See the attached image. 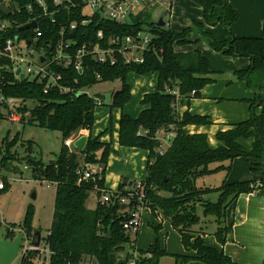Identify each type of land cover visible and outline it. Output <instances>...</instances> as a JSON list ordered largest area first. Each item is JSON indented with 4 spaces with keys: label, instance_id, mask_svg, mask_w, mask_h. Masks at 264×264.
<instances>
[{
    "label": "trees",
    "instance_id": "obj_1",
    "mask_svg": "<svg viewBox=\"0 0 264 264\" xmlns=\"http://www.w3.org/2000/svg\"><path fill=\"white\" fill-rule=\"evenodd\" d=\"M192 2L201 8L205 25L221 24L224 27L226 38L223 41L203 32L204 24L200 22H193L191 27L180 33L173 32L166 26L158 27L156 23H147L151 39L148 50L143 52L142 63H125L117 56L115 65L110 66L85 56L82 73L72 65L63 67L52 64L50 69L60 74L61 85L69 88L65 93L52 89L44 94L42 84L37 81L21 82L14 77L11 70H0V87L3 94L32 104V109L28 111V124L46 131L58 132L61 136V147L56 158L46 165L31 156L34 144L31 140H22L21 132L11 137L10 131H7L4 137L0 138V171L9 166L13 170L12 164L20 161L16 150L19 144L24 149L23 159L33 176L55 186L52 222L45 239L49 264H79L84 257L94 258L98 264H112L111 254L125 249L127 245L134 248L135 240L130 239V233L123 229V223L128 220L129 213L122 210V198L129 200V209L141 204L155 218L162 217L167 220L180 235L184 249L195 252L192 257L194 260L203 264H237L222 251L206 246L201 237L203 234L191 230V227L197 222L195 207L199 203L205 215L216 218L218 227L213 235L217 242L223 245L228 232V227L223 224L225 212L240 195L253 192L252 182L223 183L217 188L198 187L196 182L199 178L219 170L229 172L230 164L237 157L251 160V171L261 175L259 172L264 166V105L261 100V94H264V25L260 37H238L231 31L238 14L226 0ZM141 19L137 17L134 24L125 25L95 19L85 29L75 31V39L78 42L73 45L72 50L78 49L83 42L104 46L110 37L135 35L143 29L141 23L145 24L148 16L144 17V21ZM58 22H61V19ZM60 27V24H47L42 29L45 30L46 38L50 36L55 40ZM195 30L202 37L210 39L212 50L232 57L249 59V67L240 71L238 78L245 80L256 94L255 100L250 103L251 117L246 121L229 124L228 129L219 131L216 140L221 146L216 149L209 146L206 134H189L185 130L190 125L209 126L212 124L210 118L188 111L179 116L175 109L178 99L201 98L202 89L213 82L209 78V61L199 50H175L176 47L196 43L197 41L190 43L187 39ZM98 31L103 32L102 40L96 37ZM4 65L11 67L7 59H0V67ZM130 73L157 75V91L143 96L139 115L131 118L121 112L119 118L118 144L124 148L140 149L148 154L146 179L139 181L142 185L141 201L138 195L130 196V193H134L136 183L123 179L112 194L104 188L108 158L113 149L110 143L101 142L100 136L92 137L95 108L102 104H98L97 100L84 91L99 82L120 81L121 87L113 94L111 108L116 107L122 111L131 97L126 81ZM173 91H176L177 95L173 94ZM256 108H260L258 115L254 114ZM17 111L19 115L24 112L20 108ZM4 119V110L0 105V127ZM81 130L87 131L88 135L83 151L78 153L64 143L76 140ZM170 133L174 136L160 153L162 142L157 136ZM249 139L252 143L250 149H247L242 143ZM214 163L221 165L210 170L209 165ZM92 165L101 169L94 174L95 180H82L77 171ZM36 173H39V176ZM0 181L3 182L0 193H4L10 184L1 178V175ZM132 185L131 191L125 190ZM101 189L109 194V201L106 203L101 202ZM90 190H94L98 198L94 210L87 209L85 204ZM161 193L167 196H162ZM213 193L218 194L217 201H205V198ZM30 220V213H27L22 226L18 227L26 234L27 239L35 233H32L30 228ZM5 238L12 240L14 234L7 231ZM137 252L138 259L135 264H159L160 259L168 255L160 247L158 240L146 251ZM38 253L39 251H27L21 257V264L30 263V258ZM184 260L187 258L184 257Z\"/></svg>",
    "mask_w": 264,
    "mask_h": 264
},
{
    "label": "rangeland",
    "instance_id": "obj_2",
    "mask_svg": "<svg viewBox=\"0 0 264 264\" xmlns=\"http://www.w3.org/2000/svg\"><path fill=\"white\" fill-rule=\"evenodd\" d=\"M172 11L168 24V29L173 32L180 33L182 30L191 27L193 22H200L204 24L203 32L213 35L217 40L223 41L226 38L225 29L221 24L216 26L205 25L202 18V11L192 0H171ZM227 2V1H226ZM228 3V2H227ZM146 19L145 24H149L157 19ZM262 31L260 30L261 36ZM190 43L197 41L194 44L184 45L178 47L180 51L186 50H199L200 53L209 61L210 74L209 78L213 80L210 84L206 85L201 93L205 99L202 104H190L189 113L207 116L213 122H222L227 124H236L246 121L251 117L252 110L250 103L255 100L256 96L254 91L246 84L245 80L238 78L240 71L246 70L249 65V59L241 57H232L216 52L210 47V39L202 37L198 31L189 34L187 38ZM141 80L142 83H141ZM127 84L130 88L131 97L125 104L122 112L131 118H136L139 115L140 98L145 93L148 94L146 89L151 87L150 92L157 91V76L153 73L145 75H137L134 73L128 74L126 78ZM120 81L99 82L90 88L84 89L85 93L90 97L102 103L101 106H96L95 110V126L92 129V136H109L111 139V147L113 148L118 140H115L117 135V115L120 109L111 108L113 102V94L118 92ZM261 100L264 105V94H261ZM177 102V101H176ZM16 112L18 108L24 112H20L19 122H10L7 117L1 123L0 138L4 137L7 131H10L11 137L17 132H21L22 140H31L33 142L32 157L36 160H41L44 165L53 161L61 147V136L58 132L46 131L36 126L29 125L30 114L29 109H32V104L29 102L17 101L14 103ZM260 108H256L254 114L258 115ZM22 115V116H21ZM22 118V119H21ZM204 133L208 138L209 146L212 149L219 148L221 144L216 140V135L220 130V126L209 125L204 127ZM242 143V142H241ZM252 140L243 141V145L250 149ZM65 145V144H64ZM120 146L119 144H117ZM121 147V146H120ZM73 150V146L69 147ZM121 147L120 151L122 150ZM114 149V148H113ZM19 153L20 161L14 162L13 170L11 166L3 168L0 171L1 178H4L9 184V189L0 193V238H5L7 231H11L16 235L25 234L22 226L26 214L30 213V228L32 233H40V247L45 248V239L48 235L52 222L53 206L55 199V186L51 183L43 181L39 177H34L30 168H26L24 149L18 144L16 147ZM139 150V163L134 158L132 161H127L124 156H120L117 152L110 162L109 168L105 173L104 188L111 194L117 190L115 184L119 177L127 182H139L137 178L146 179L144 171V156L142 150ZM143 156V159H142ZM142 159V160H141ZM251 160L245 157L235 158L231 165L229 172L219 170L210 173L197 180L196 186H207L217 188L223 183H241L250 182L253 179H259L260 183L264 185V166L259 172L261 175L254 174L250 168ZM221 164H211L209 169L220 166ZM225 165V164H224ZM91 171L99 172L101 169L97 165L90 166ZM39 176V173H36ZM262 176V177H261ZM137 177V178H136ZM137 180V181H133ZM3 183V182H2ZM260 184V185H261ZM132 187H127L126 191H131ZM258 193L257 189H254ZM264 190V189H262ZM162 196H167L161 193ZM218 198L217 193L208 195L205 201L216 202ZM97 194L94 190H90L86 200L87 209L94 210L97 205ZM129 205V201L125 203ZM126 213H130L129 207L122 209ZM195 215L197 222L191 227V230L201 232L207 239L214 237L217 230V220L212 215H205L201 204H196ZM141 221L139 224V231L137 234H130V239L135 240L137 251H146L156 240L159 241L160 247L165 248L166 252L172 254V257L164 258L161 264H173V255H177L183 251L180 235L175 232L169 222H158L148 209H144L141 213ZM232 222V221H231ZM223 224L225 219H223ZM230 225V223H229ZM228 225V226H229ZM232 225V223H231ZM14 227V228H12ZM158 228V230H157ZM241 230L240 228H238ZM26 236V234H25ZM33 234L29 237L31 242ZM27 237V236H26ZM129 251V246H125ZM129 254H131V249ZM128 254V256H129ZM21 253L12 264H21ZM171 256V255H170ZM38 254L32 259L30 263L25 264H38Z\"/></svg>",
    "mask_w": 264,
    "mask_h": 264
},
{
    "label": "built area",
    "instance_id": "obj_3",
    "mask_svg": "<svg viewBox=\"0 0 264 264\" xmlns=\"http://www.w3.org/2000/svg\"><path fill=\"white\" fill-rule=\"evenodd\" d=\"M0 6L9 12L4 15L0 11V59H7L11 67L4 65L0 70H11L14 77L17 69L23 74L25 80H34L43 86V93L47 94L52 89L59 92H68L69 88L61 85L60 74L50 69L52 64L68 67L72 65L79 73L83 71V58L90 56L100 64L115 65L117 56L121 57L125 63H142L143 52L148 50L151 39L149 26L141 23L142 30L135 35L124 37H110L104 46L96 43L83 42L75 51L72 50L78 40L75 39V31L85 29L95 19L113 22L118 25L134 24L137 17L144 21L146 15L150 18L156 17L152 23H157L163 16V21L167 27L171 17V0H0ZM61 19V22H58ZM35 23V27L28 30H20L21 27ZM50 24L55 26L60 24L57 38L52 40L45 37L43 26ZM143 24V25H142ZM17 30V31H16ZM27 33V34H25ZM25 34V35H23ZM71 34H74L72 37ZM87 35H84L86 38ZM96 37L103 38V32L98 31ZM83 38V39H84ZM173 94L177 95L176 91ZM17 99L6 97L0 87V105L4 110L5 117L10 122H19L20 115L15 110ZM20 101V100H19ZM100 101H98V104ZM173 134H165L159 139L162 144L159 152L170 144ZM74 141H66L64 144L68 148ZM27 168V167H26ZM96 172L91 171L90 166L82 171H77L82 176V180H95ZM3 184L0 181V190ZM95 190L97 187L95 186ZM134 193L141 201L142 185L136 183ZM103 193L101 202L109 201V194L101 189ZM128 199L120 200L123 206ZM145 208L139 204L131 208L129 218L123 223V229L128 233L135 234L139 231L141 213ZM27 251H39V248L32 247L29 239L22 234L21 248L19 253L25 254ZM48 253V250H47ZM149 256V255H148ZM126 259V264H135L138 259V252L132 248L131 254Z\"/></svg>",
    "mask_w": 264,
    "mask_h": 264
},
{
    "label": "crops",
    "instance_id": "obj_4",
    "mask_svg": "<svg viewBox=\"0 0 264 264\" xmlns=\"http://www.w3.org/2000/svg\"><path fill=\"white\" fill-rule=\"evenodd\" d=\"M226 1L235 9V11L238 14L237 21L231 27L232 33L238 37H259L258 35H260L259 34L260 30L262 31V27L264 25V0H226ZM175 50L179 52L192 51V50L180 51L178 47H176ZM142 81L143 80H141V83ZM151 90H152L151 87H148V89H146L148 93H152L150 92ZM144 95L145 93L140 98L139 113L142 109L141 100ZM200 102H205V99L202 96L201 98L198 99H194V98H191L189 100L178 99L175 106L176 112L179 116H182L185 111L189 112L188 109L190 104L198 103V105H200L202 104ZM96 109L97 107L95 108V110ZM121 112L122 111H119L117 115V119H118L117 131L119 130V118ZM211 122H212L211 125L220 126L221 131H224L229 128L228 126L229 124L227 123L213 122L212 120ZM94 126H95V122H94ZM204 127L206 126L190 125L187 126L185 130L189 134H199V133H204V129H205ZM87 135H88L87 131L81 130L78 133L76 139H78L81 136L87 137ZM92 137H95V135ZM157 137L161 139L163 135L159 134ZM115 140H118V132L115 137ZM100 141L103 143H110L111 139L109 136H102L100 138ZM117 144L113 147L114 149L112 148L113 152L110 154L108 158L106 172L107 169L109 168L113 156L117 152H120V156H124L128 162L132 161L133 163L134 158H136V161L139 163L138 160L139 150H137L136 148H122V150L120 151L121 147L118 146ZM141 152H143V156L145 157L143 161H144V171L146 173L148 154L143 150ZM137 179H139L138 181H142L143 178L142 179L137 178ZM117 181L118 182L117 184H115L114 188H117L118 185L121 183L122 177H119ZM133 181H137V180H133ZM250 182H252V188L257 189L258 193L254 192L255 190H253V192L249 194L240 195L237 198V200L227 208L225 212V218H224L226 223L225 225L228 227L225 243L223 245H220L215 239V237H211L210 239H207L205 235H201V237L203 238L204 244L206 246L222 251L233 262L237 264H264V190H262L264 189V187H262V184L260 183V178L253 179ZM123 207L125 208L126 206ZM156 220L158 222L166 221L162 217H157ZM238 228H240L241 230H239ZM134 248L136 249L135 244H134ZM161 248L165 250V248L163 247ZM130 249L132 251V248L129 247V251L127 249H123L119 252L111 254L110 260L112 264H126L127 255L129 254ZM194 256H195L194 251L192 250L187 251L183 247V251H181L177 255H173V261H174L173 264H203L202 262L194 260V258H192ZM167 257H172V254L168 253L167 256L162 257L160 259L159 264H161L162 260ZM184 257H186L187 260H184ZM38 259H39L38 264H49L48 253L46 248L39 249ZM79 264H98V263L94 258L84 257Z\"/></svg>",
    "mask_w": 264,
    "mask_h": 264
},
{
    "label": "water",
    "instance_id": "obj_5",
    "mask_svg": "<svg viewBox=\"0 0 264 264\" xmlns=\"http://www.w3.org/2000/svg\"><path fill=\"white\" fill-rule=\"evenodd\" d=\"M0 11L4 15L9 14V12L4 8V6H0ZM156 24L158 27L165 26V23L163 21V16L159 18ZM34 27H35V23H32L24 27H21L20 30L24 31V30L32 29ZM71 36L73 37L74 34H71ZM15 75L19 76V80L21 82L25 81V77L23 74L19 73V69H17ZM86 139L87 138L85 136H81L78 139L74 140L72 146L78 153H81L83 151L86 144ZM40 240H41L40 233L35 232L32 236L30 245L32 247L39 248ZM21 241H22V236L20 234L16 235V237L13 238L12 240L7 238H0V264H12L15 261V259L18 257L21 248Z\"/></svg>",
    "mask_w": 264,
    "mask_h": 264
}]
</instances>
